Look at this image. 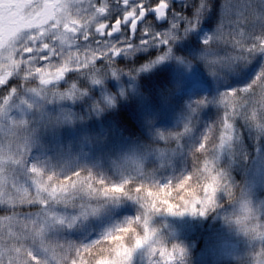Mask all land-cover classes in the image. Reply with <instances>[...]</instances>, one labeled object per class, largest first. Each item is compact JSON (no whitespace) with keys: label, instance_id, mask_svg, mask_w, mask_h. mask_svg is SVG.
I'll use <instances>...</instances> for the list:
<instances>
[{"label":"rangeland","instance_id":"374dc122","mask_svg":"<svg viewBox=\"0 0 264 264\" xmlns=\"http://www.w3.org/2000/svg\"><path fill=\"white\" fill-rule=\"evenodd\" d=\"M188 2L177 0L174 9H183L185 13L191 14L198 0H190L191 6ZM94 3L99 4L101 0H0V6L5 4L8 7L4 10L0 7V83H3L5 74L11 73L6 83L10 80L38 81L44 86L22 87L14 83V87L9 89L15 91L11 92L8 87L0 86V211L11 216L0 217V264H19L17 257L20 253L13 251L4 254L1 236L5 240L6 236L23 238L26 243L35 246L42 256L60 263L65 252L69 251V246L61 243L62 234L81 236L90 227L110 219L112 211L120 210L128 204L117 195H104L98 183L91 181L82 184L79 179L71 185L52 186L47 181L40 183L39 177L30 180L34 174L27 171V158L33 157L31 166L34 168L42 165L55 170L58 167L61 171L68 170L70 166L85 164L90 167L89 170L116 175L119 182L143 172L165 173L174 163V150L165 146L171 144L182 130L191 129L199 111L206 106L198 104V98L193 97L196 88L202 86L207 89L206 80L214 75L216 79L230 81L232 76L245 69L246 61H236L230 67L216 66L212 72L207 64L199 69L192 63L173 58L172 46L188 41L191 34L196 35L202 31V36L206 34L202 41L212 35L209 32L210 25L205 20L209 18L208 13L214 12L205 0L199 6V21L195 28L187 32L171 28L173 22L182 24L178 18L173 21L170 17L162 25H149L155 32H168L170 37H177L171 41V51L165 59H158L165 49L155 44H134L116 56L114 61L121 59L129 62L139 54L141 58L148 56L149 59L144 61V65L131 70L130 77L124 74L123 82L121 74H117L113 89V85L104 81L106 76L91 65L97 54L103 55L107 51L105 43L97 45V32L102 31L103 20L110 19L114 14L109 12L101 17L90 6ZM103 3L109 4L107 0H103ZM111 3L109 10L115 9ZM168 3L173 7L170 0ZM45 5L50 7L52 17L42 14L33 21ZM143 28L142 25L141 30ZM126 36L127 31L123 29L117 37L111 39L124 40ZM45 45L49 48V56H41ZM229 50L220 46L218 54L225 55ZM28 51L33 54L25 57L24 53ZM203 57L204 53L199 58L206 63ZM41 60H45L46 64L41 65ZM171 63L176 72L175 82L167 87V93L159 98L158 105L147 108L146 113L151 117H147L144 122V129L145 126L146 130L155 128L156 138L164 142V148H149L146 144L137 147L125 145L110 121L108 125L101 122L105 113L101 105L116 107V100L123 103L131 101L137 94L136 79L140 75ZM82 64L88 66L87 69L91 66L88 88L85 90L78 89L72 81L67 83L63 80L67 72H77V67ZM37 68L40 69L38 72ZM96 77L100 82L92 83L91 79ZM220 88L216 86V89ZM184 92L189 100L187 108L176 112L173 122L168 123L161 113V107L171 108L168 101H172V96ZM220 94H223L222 90ZM219 103L220 100H217L215 105ZM246 121L244 118L245 130L251 131ZM237 139L232 128L225 130L223 145L237 144ZM260 142V148L254 150V156L250 159L248 170L245 167L243 172L244 182L250 183V187L254 182L264 183V139ZM237 145L245 148L243 143ZM25 178L29 186H24L22 180ZM248 195L243 194L241 208L234 204L230 207L225 205V209H218L215 215H210L206 227H202L203 223L196 212V229L182 218H176L167 222V235L158 234L153 225L146 221L142 233L145 243L133 250L127 264H153L149 248L155 250L154 257L161 259L170 252L172 259L165 261V264H264V258L257 257L260 252L264 254V234L258 227L262 203ZM17 211H21L23 217L28 219L23 224L22 219L10 220L19 215ZM191 214L194 217V212ZM244 229H249L250 233ZM254 240L262 244V249H248L246 242ZM161 249L164 251L161 252ZM123 254H115L97 264H122Z\"/></svg>","mask_w":264,"mask_h":264},{"label":"trees","instance_id":"16d2710c","mask_svg":"<svg viewBox=\"0 0 264 264\" xmlns=\"http://www.w3.org/2000/svg\"><path fill=\"white\" fill-rule=\"evenodd\" d=\"M210 9L214 14L208 13L207 15L210 14L209 18L205 21L210 25L209 31L213 33L219 20V10ZM190 36L188 41L172 46L173 58L186 61L188 64L192 63L199 69H203V65L206 63L199 58L204 53L202 39L199 35L191 34ZM225 48L229 50L227 46ZM140 56L136 55L133 60H128L129 62L123 60L114 61L115 76L121 74L122 82L125 80L124 74L130 77L132 75L131 70L142 66V63L149 59L148 56L145 58ZM175 62L176 60L173 63ZM173 63L166 67L153 68L150 72L140 75L136 79L137 95L139 94V96L136 95L131 101L123 103L121 100H116V107L107 104L101 105L105 112L101 122L108 125L107 123L110 121L125 145L137 147L146 144L149 148L153 146L164 148V142L156 138L155 128L146 130L145 126L144 129V122L148 119L147 117H151L149 113H146L147 108L158 105L163 95H166L167 87L175 82L174 73L176 72L171 66ZM97 64H95V67L100 70L101 75L106 76L104 81L113 85L114 89L115 78L111 76V71L106 72L105 66L102 64L97 66ZM262 66H264V55L256 54L246 61L245 69L232 76L230 81H224L222 78L216 79L214 75L210 80H206L207 89H203L202 86L196 88L197 92L194 93L193 97L195 99L198 98L199 101L203 99V105L206 104V106L203 109L201 108L202 111H199L196 122L193 123L191 129L188 128V131L182 130L181 134L176 136L171 144L169 143L165 146L174 150V163L170 170L165 173L150 174L143 172L119 182L116 175L111 176L101 170H89L90 167L85 164L70 166L68 170L61 171L58 167L55 170L49 166L42 165H37L34 168V166H31L33 157L27 158V171L34 174L30 180H37V177H39L40 183L47 181L51 185H71L74 180L76 181L74 174L78 173L82 184L88 181L98 183L99 188L102 190L108 186L115 185H124L126 191H138L137 187L139 186L145 189L143 195L135 196L134 193L131 195L115 194L119 196L121 201L126 200L128 202L118 212L129 219L125 218L121 222H117L116 217L112 215L110 219H104L99 225L90 227V230L82 233L81 236L62 234L61 240H63L61 243L68 245L69 248L67 250L69 251H66L64 257L61 260L59 259L60 263H57L70 264L75 256V247L92 245L94 241L102 243L108 234H111L116 243L104 247L96 245L95 254L87 258V264H97L107 261L115 254H122L126 246L136 244H134V241L132 242L133 244L131 243L134 238L137 240L143 239L145 243L142 233L145 230L144 223L146 221L153 225L158 234L167 235V222L176 220V218H182L196 229L198 227L196 212L203 223L202 227H206L210 215H215L218 209H225V205L229 207L232 204L236 205L240 193H248V196L254 197V201L260 200L262 203V209L259 211L260 225L254 224L258 225L261 232H264V183L258 181L255 185L254 182L251 183L250 187V183H245V177H243L245 167L247 168L250 159L254 156V150L256 151V148H260L258 144L261 143L260 140L264 139V111L257 109L255 121L249 119L243 113V110L233 116L231 124L232 130L238 136L236 143H243L244 148L237 144H219V129L225 110L221 102L219 105H215L217 100H221V90L225 93L230 89L238 90L244 88L255 78ZM90 72V70L79 69L73 74L67 73L64 76V81L70 80L78 89L85 90L88 88L87 79ZM14 83H19L22 87L37 88L41 86L38 81L26 84L21 81L13 82V80H10L6 87L8 89L13 88ZM215 85L219 88L221 87L220 90L216 89ZM176 94L172 96V101H168V105L171 108L164 109V107H161V113L168 118V123H172L174 120L173 115L182 108H187V102H189L186 99V92L177 96ZM244 118L247 120L246 123L251 126V131L245 130ZM196 125L198 126L195 127ZM206 135L213 137L212 142L207 149H204L201 145V150L198 151L197 148ZM38 173L40 176H38ZM213 177H216L215 181ZM69 178H72V183H69ZM26 181V178L22 180L24 186H29L30 183ZM24 186L21 187L24 188ZM248 187L250 188L247 189ZM192 212H194V217L191 214ZM17 213L19 215L12 217L10 220L17 221L22 219L21 224L28 220L23 217L21 211H17ZM0 217L9 218L11 216L2 210V212L0 211ZM103 230H106V232ZM244 231L250 233L249 229H244ZM1 238L4 245V254L8 255L13 251L20 252L19 257H17L19 264H57L46 258L45 255L42 256L36 251L35 246L26 243L23 238L17 239L10 236H6V240L3 236ZM246 243L248 244V242ZM20 246L21 248H19ZM97 256L106 258L97 260Z\"/></svg>","mask_w":264,"mask_h":264},{"label":"snow or ice","instance_id":"6c2138e0","mask_svg":"<svg viewBox=\"0 0 264 264\" xmlns=\"http://www.w3.org/2000/svg\"><path fill=\"white\" fill-rule=\"evenodd\" d=\"M204 3L205 0H198V3L192 7L191 14H188L183 9L181 11H176L174 8L170 9L168 0H112L111 4L114 5L118 14L111 16L110 19L103 20L102 31L97 32V45L103 42L108 47L103 55L97 54L94 63L102 64L105 66L106 72L112 71L114 75L115 57L134 44L138 46L159 45L165 50L158 59H165L171 51V41L177 37H170L168 32H155L149 25L155 23L156 20L169 17L171 12L173 21L178 18L182 22V24L171 23V28L179 29L182 33L187 32L195 28L200 19L199 6ZM207 3L209 8L219 10V20L216 29L210 37L202 41L203 59L206 61L210 71L214 72L216 66L230 67L236 61H247L256 54L264 55V0H207ZM90 6L97 10L101 17L110 12L109 4L103 3V0L99 4L94 3ZM189 6H191L190 0ZM141 25L144 26L143 30H141ZM125 28L127 36L124 40L113 41L111 39L115 33ZM220 46H227L230 50L225 55H219L218 49ZM41 52L44 53L41 56H49L48 46L45 45ZM32 54L31 51H28L24 53V56L30 57ZM40 64L44 65L46 61L41 60ZM39 70L37 68V72ZM10 76L11 73L5 74L3 83H0V86L6 87L7 78ZM91 81L92 83L100 82L97 77L91 79ZM45 83L47 82L45 81ZM9 91L15 90L9 89ZM4 102H7V97H5ZM220 102L225 109L219 129L220 136L218 137L219 144L222 145L225 130L232 128L231 120L234 115L243 110V113L249 119L255 121L257 109L264 111V66L261 67L255 78L244 88L238 90L230 89L223 93ZM197 103L203 104L204 100L197 101ZM212 138L206 135L197 150H201V145L204 149H207L212 142ZM74 176L78 182L80 179L79 174L76 173ZM213 180L215 181L216 177H213ZM69 183H72V178H69ZM137 188L139 189L138 191H126L124 185L108 186L103 189V194L108 196L121 193L127 195L134 193L135 196L143 195L145 192L144 187L139 186ZM245 210H247L246 205ZM115 243L116 241H114L111 234H108L102 243L94 241L92 245L75 247V256L71 264H87V258L95 254L96 245L104 247ZM142 243H144V240L139 239L135 245L124 248L122 264H127L133 250ZM154 251L153 248H149V257L153 264H165V261L172 259L170 252L161 259L153 256ZM163 251L161 249V252ZM176 251L179 250L176 249ZM104 258L106 257H96L97 260Z\"/></svg>","mask_w":264,"mask_h":264},{"label":"bare ground","instance_id":"6f19581e","mask_svg":"<svg viewBox=\"0 0 264 264\" xmlns=\"http://www.w3.org/2000/svg\"><path fill=\"white\" fill-rule=\"evenodd\" d=\"M170 1H174V0H170ZM185 1H187V0H185ZM188 3H189V2H188ZM190 3H191V2H190ZM192 3H195V2H192ZM195 4H196V3H195ZM170 9H173V8L170 7ZM170 17H171V12H170L169 17H166V18H165V22H166V23L169 21ZM209 32H210V31H209ZM200 33H202V31H198L196 35H199V37H200L201 39H203V37H205L206 34L202 36V34H200ZM210 33H211V32H210ZM139 55H141V54H139ZM140 57H141V56H140ZM92 64H93V65H91V66H95L94 61H92ZM96 64H97V63H96ZM142 65H144V62L142 63ZM91 66H89V68L87 69L88 66H86L85 64H82V65L78 66L77 68H78V69H82V70H84V71H88V70L91 68ZM111 76H113V77L115 78V80H117V79H116L117 76H115V74L113 75V74H112V71H111ZM69 81H70V80H69ZM69 81H67V83H68ZM42 87H44V86H42ZM168 89H170V88H168ZM136 95H137V94H136ZM136 95H135V96H136ZM166 119L168 120L167 117H166ZM255 185H256V184H255ZM239 197H240L239 202L235 205L237 208H241V207H242V204H243V193H240V194H239ZM111 214H112L113 216L116 217V221H117V222H121V221L124 220L125 218H126V219H129V218L125 217L124 215H121V214L118 212V210L112 211ZM5 224H6V223H4V225H5ZM261 233H262V235L264 234V232H261ZM133 241H134V244H135V243L137 242V239H136V238L132 239V240H131V243H132ZM132 244H133V243H132ZM145 246H146V245H145ZM248 249H249V250H252V249H262V244H261L259 241H256V240H254V241H250V242L248 243ZM257 251L260 252L259 250H257ZM256 256H257V255H256ZM256 256H254V257H256ZM257 257H259V258H264V254H263L262 252H260L259 256H257Z\"/></svg>","mask_w":264,"mask_h":264},{"label":"flooded vegetation","instance_id":"af4514ba","mask_svg":"<svg viewBox=\"0 0 264 264\" xmlns=\"http://www.w3.org/2000/svg\"><path fill=\"white\" fill-rule=\"evenodd\" d=\"M108 1V3L110 4L111 2H112V0H107ZM1 7V9H7L8 7H7V5H6V7H5V4H3V5H1L0 6ZM3 10H1V11H3ZM43 11V12H42ZM42 13L40 12V14H37L38 16H36L35 15V17L33 18V21H35V19H37L36 17H39V15H42V14H48V16L50 15L51 17H52V15L50 14V7H48L47 5H45L44 7H43V9H42ZM110 13H113L114 15L113 16H115V15H117V12L115 11V9L114 8H111V10H110ZM49 16V17H50ZM112 22H114V21H112ZM142 26V25H141ZM126 29V28H125ZM101 30H102V27H101ZM127 31V30H126Z\"/></svg>","mask_w":264,"mask_h":264},{"label":"water","instance_id":"95a60500","mask_svg":"<svg viewBox=\"0 0 264 264\" xmlns=\"http://www.w3.org/2000/svg\"><path fill=\"white\" fill-rule=\"evenodd\" d=\"M175 1H177V0H175ZM157 22L159 23V24H162V23H164L165 22V18L164 19H160V20H157ZM119 32L120 31H118L117 33H115L114 35H117V34H119ZM113 35V36H114Z\"/></svg>","mask_w":264,"mask_h":264}]
</instances>
